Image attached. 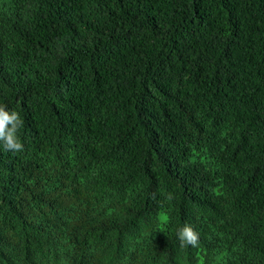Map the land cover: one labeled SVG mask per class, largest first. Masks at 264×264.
Listing matches in <instances>:
<instances>
[{"label": "trees", "instance_id": "trees-1", "mask_svg": "<svg viewBox=\"0 0 264 264\" xmlns=\"http://www.w3.org/2000/svg\"><path fill=\"white\" fill-rule=\"evenodd\" d=\"M0 105V264H264V0H0Z\"/></svg>", "mask_w": 264, "mask_h": 264}, {"label": "clouds", "instance_id": "clouds-1", "mask_svg": "<svg viewBox=\"0 0 264 264\" xmlns=\"http://www.w3.org/2000/svg\"><path fill=\"white\" fill-rule=\"evenodd\" d=\"M22 124L23 121L18 113H9L5 106L0 105V142H3L5 151L17 153L24 150L23 144L17 137V132ZM168 199H171V195L168 196ZM176 234L181 246L196 247L199 243V236L190 225L185 224L177 230Z\"/></svg>", "mask_w": 264, "mask_h": 264}]
</instances>
